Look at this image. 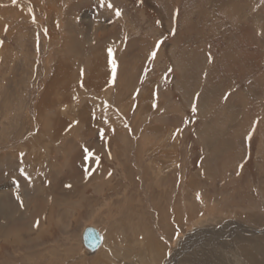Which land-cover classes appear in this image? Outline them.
Masks as SVG:
<instances>
[{
	"label": "rangeland",
	"instance_id": "rangeland-1",
	"mask_svg": "<svg viewBox=\"0 0 264 264\" xmlns=\"http://www.w3.org/2000/svg\"><path fill=\"white\" fill-rule=\"evenodd\" d=\"M258 76L264 0H0V264H264Z\"/></svg>",
	"mask_w": 264,
	"mask_h": 264
},
{
	"label": "water",
	"instance_id": "water-1",
	"mask_svg": "<svg viewBox=\"0 0 264 264\" xmlns=\"http://www.w3.org/2000/svg\"><path fill=\"white\" fill-rule=\"evenodd\" d=\"M99 231L93 227H87L82 235V242L86 249L95 251L102 244L103 238Z\"/></svg>",
	"mask_w": 264,
	"mask_h": 264
},
{
	"label": "bare ground",
	"instance_id": "bare-ground-1",
	"mask_svg": "<svg viewBox=\"0 0 264 264\" xmlns=\"http://www.w3.org/2000/svg\"><path fill=\"white\" fill-rule=\"evenodd\" d=\"M205 94H206V92H205ZM245 102V101H244ZM229 104V103H228ZM44 105V104H43ZM243 107H244V105H243ZM237 113V112H236ZM246 119V118H245ZM249 122V121H248ZM201 136H202V134H201ZM262 137H263V139H264V131L262 132ZM68 147V146H67ZM263 157V156H262ZM261 161L262 162H264V158L263 159H261ZM4 196H6V194L4 193V192H0V201H1V199L4 197ZM3 209V207L2 206H0V212H1V210ZM73 215V214H72ZM63 218V217H62ZM69 218V217H68ZM91 227V226H90ZM87 228V227H86ZM96 229V228H95ZM98 230V229H97ZM99 231V230H98ZM83 233H84V231H83ZM83 233H82V235H83ZM99 233H100V231H99ZM27 235V234H26ZM100 235H102V234H100ZM14 237V236H13ZM102 238H103V241H102V244L99 246V248L97 249V250H95V251H90V250H88V249H86V247L84 246V244H83V242H82V236H81V242H82V247H84L83 249H85V251L87 252V253H89V254H93V253H95L96 251H98V250H100V249H103L104 248V246H105V241H104V237H103V235H102ZM202 260V259H201ZM139 261V260H138ZM85 262V261H84ZM218 262V261H217Z\"/></svg>",
	"mask_w": 264,
	"mask_h": 264
},
{
	"label": "snow or ice",
	"instance_id": "snow-or-ice-1",
	"mask_svg": "<svg viewBox=\"0 0 264 264\" xmlns=\"http://www.w3.org/2000/svg\"><path fill=\"white\" fill-rule=\"evenodd\" d=\"M109 7H111V5H109ZM116 14L119 16V15H121V12H120L119 10H117V13H116ZM162 42H163V41L161 40V41H159V42L157 43V45H156L157 49L159 48V45H160V43H162ZM112 51H113L112 49H109V54H110V55L112 54ZM156 55H157V52H156V51H153V52L151 53V58H152V59H155ZM111 63H112V71H113V74L115 75V72H116V60L113 59V60L111 61ZM225 98H226V97H225ZM192 110H193V111H196V107H195V105H193ZM248 139L251 140V135L248 136ZM241 167H242V166H241ZM37 226H39V222H37Z\"/></svg>",
	"mask_w": 264,
	"mask_h": 264
},
{
	"label": "crops",
	"instance_id": "crops-1",
	"mask_svg": "<svg viewBox=\"0 0 264 264\" xmlns=\"http://www.w3.org/2000/svg\"><path fill=\"white\" fill-rule=\"evenodd\" d=\"M264 82V78L258 76L257 78H254L250 82H248V91L254 93L255 88H260L261 84ZM251 87V88H250ZM259 98V97H258Z\"/></svg>",
	"mask_w": 264,
	"mask_h": 264
}]
</instances>
